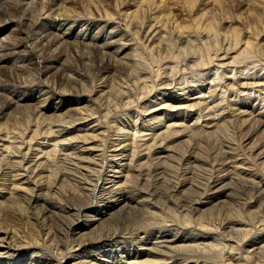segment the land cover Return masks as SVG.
Returning <instances> with one entry per match:
<instances>
[{"label": "bare ground", "instance_id": "1", "mask_svg": "<svg viewBox=\"0 0 264 264\" xmlns=\"http://www.w3.org/2000/svg\"><path fill=\"white\" fill-rule=\"evenodd\" d=\"M46 1L53 7L38 17L33 14L34 5H43L42 0H0V68L6 70L22 57L23 50L17 45V39H22L30 46L32 61L35 60L24 66L36 69L42 79L39 86L32 89L0 84V119H8L16 110L0 125L1 133L12 124L22 130L29 119L37 117V127L28 137L21 138L22 133L18 134L20 143L10 141L9 135L0 138V197L3 198L0 200V210H3L0 211V264H13L14 260L18 264L25 261L28 264H264V180L254 168L253 155L243 153V142L258 139L264 127V67L253 72L258 64L249 66L256 57L264 62V34L261 38L259 30L258 34L254 33L247 23L244 41L236 28L228 33L231 35L217 31L219 17L229 22L227 8L224 9L220 0L215 4L220 14L208 11L199 15L196 26L201 31L196 29L193 34L191 28L176 25L178 33L174 38L167 34L176 16L169 9H162V3L155 5V0H133L132 6L120 13L121 18L112 22L115 24L98 25L94 29L88 26L89 22L72 21L66 12H60L58 3L66 4L69 0ZM242 1L245 5L251 2ZM184 2L191 12L198 0ZM258 4L260 6V2ZM248 13L249 22L260 26L261 17L255 12ZM144 14L150 18V35L158 38L157 42H150L147 34L144 38L145 47H150L156 58V71L140 66L137 62L142 55L140 46L131 43L130 36L121 35L125 32L121 30V22L126 23L127 29L137 26ZM203 21H206L205 26L200 25ZM211 36H214L213 42ZM49 45L56 47V52L62 47L79 45L88 51L96 49L103 55L102 62L111 61L113 72L119 73L107 84L105 78L98 79L93 97L91 92L84 93L86 85L82 80L64 73L61 81L65 89L70 90L59 92L67 94L66 98L52 108H43L51 100L47 85L55 88L57 79V74H49L50 70L59 71L55 66L59 60L45 58ZM37 52L47 60L42 57L40 60ZM50 56H55V52H50ZM203 71L209 73L203 74ZM149 81L153 86L159 84L158 89L165 88L160 91L152 86L155 97L147 98L142 115H123L121 120L130 124V128L124 130L117 143L110 141L109 160L104 155L108 138L100 132L107 115L92 118V124L98 122L92 127L79 123L86 110V106L80 107L85 96H74V92L80 88L84 94H89L88 103L110 107L115 104V98L121 102L120 112H129L139 103L133 96L138 94L135 90ZM225 82L229 83L224 85ZM194 92L198 98L193 99ZM183 97L186 98L181 99ZM253 100L260 101L257 107L251 106ZM59 109L65 111L55 115ZM162 109L166 110L155 114ZM19 111L21 114H17ZM191 121H195L192 126ZM123 125L119 124L117 130H122ZM183 138L188 141L174 145ZM39 140H43L42 143ZM258 141L255 147L259 145L257 156L261 159L264 138ZM67 143L72 148L66 146ZM181 144H187L183 152H180ZM204 145L208 149L207 157L198 153ZM23 146H26L25 151ZM33 147L37 148L35 152H32ZM61 147L67 157L73 158L68 168L61 163L63 171L60 167L55 169V158ZM47 149L50 151L44 153ZM167 152L173 156H160ZM86 155L88 159L83 157ZM158 158H167L165 162H175L179 168L169 169L160 161L154 163ZM193 164L199 165L194 167ZM261 165L264 171V162ZM198 167L206 180L201 186L196 180ZM108 173L119 176L107 178ZM117 179L120 180L115 182ZM224 179H231L234 185L226 188L230 193H226L225 198L234 197L237 203L227 212L220 211L209 217L211 214L201 206L212 202L213 187ZM164 186L168 191H163ZM186 187L188 190L182 189ZM117 197L120 201L124 199L123 206L136 213L123 223L119 218L112 223L110 217L102 220L110 213L107 201L117 207ZM162 198L168 201L160 208L158 203ZM98 200L106 202L102 209L94 206ZM217 204L213 207L220 202ZM121 217L128 219V215ZM84 218L98 222L99 226L79 232L80 227H91L88 222L84 225ZM130 258L134 259L128 261Z\"/></svg>", "mask_w": 264, "mask_h": 264}, {"label": "rangeland", "instance_id": "2", "mask_svg": "<svg viewBox=\"0 0 264 264\" xmlns=\"http://www.w3.org/2000/svg\"><path fill=\"white\" fill-rule=\"evenodd\" d=\"M13 1H17V0H13ZM45 1L46 0H42V2H43V5H41V4H35L34 6V9H36V10H33V14L35 15V16H38V17H40V15H42V13L44 12V11H48L47 9H50V8H52L53 7V5L52 4H49V2L48 1H46V4H44L45 3ZM68 1V0H67ZM84 0H69L68 1V3H64V2H59L58 3V5H59V10H60V12H62L63 14H64V12H66V15H68L71 19H72V21H76V22H79V23H85V21L86 22H89V24L90 25H88L91 29L93 28H95L96 26H101V25H106L107 27L108 26H110L111 24H115V23H112V22H116L117 21V19H119V18H121V16H120V13L122 12V11H125V10H127L128 8H130L131 6H132V4H133V0H90V1H84ZM168 2H166V1H164V0H155V5L156 4H161V5H163L162 6V9H164V8H167V9H169V11L171 12V14H173L174 16H176V17H174V19H175V24L173 23L172 25H170L171 27H169L168 28V30H172L173 31V33L174 34H172V33H170V32H172L171 30L168 32V37H170V38H174L176 35H177V33H178V31L176 30V25L179 27V28H181V25H182V27L183 28H188V29H190V33H195V32H197V31H195L196 29H197V26H196V20L199 18V15H201V14H203V13H205V12H208V13H210V14H213V13H217V14H220L221 13V10L217 7V5H215L216 3H218L217 1L218 0H198V2H197V4H196V6L194 7V10H192L191 12H190V10L189 9H187V7H186V5H185V2H184V0H167ZM211 1H212V4H211ZM221 1V3H222V5H223V7H224V9H226L227 10V16H229V17H227L228 18V21L229 22H224V21H222V20H220V17H219V23H220V25H218V28H217V31L220 29V31L219 32H223V33H226V34H228V33H232L231 31L232 30H234L235 28H236V30L240 33L239 35H240V38L244 41L245 40V37H246V33L245 32H247L248 31V28H247V25L248 26H251L252 28H250L254 33L256 32V34H258L257 33V31L261 34V38H262V34H264V1H261V0H258V2L257 1H255V0H251V4L253 3H255L256 5H257V3H259L260 2V6H259V4L257 5V7L256 6H254L253 4H252V6H251V4L249 5V4H247L246 3V5H245V3L242 1V0H220ZM253 1H255V2H253ZM71 2V3H70ZM88 2H90L89 4H88ZM208 2V3H207ZM263 2V3H262ZM64 3V4H63ZM92 3V4H91ZM61 4H62V6H61ZM64 5V6H63ZM250 7H249V6ZM43 6H46L45 8L43 7ZM90 6V7H89ZM226 6V7H225ZM61 8V9H60ZM65 8L66 9H68L69 8V10L67 11V10H65ZM88 8V9H87ZM44 9V10H43ZM46 9V10H45ZM161 9V10H162ZM263 10V11H262ZM72 11V12H71ZM248 12H252V13H254L255 12V14L256 15H258V17H261V19L263 20V21H261V23H260V26L258 25L257 27H255L254 26V24H252V23H250L249 22V20H250V18L248 17V15H249V13ZM263 12V13H262ZM35 13H37V14H35ZM70 13H71V15H70ZM262 13V14H261ZM109 14H111V15H109ZM109 15V16H108ZM263 15V16H262ZM112 17V18H109V17ZM145 16H147L146 18H145ZM116 18V19H115ZM90 19V20H89ZM149 16L148 15H145L144 14V16H143V18L141 19V22L140 23H138L137 24V26L135 25V26H131L130 28H128L127 29V27H126V23L125 22H121L122 24H121V30L123 29L125 32H124V34H121V35H123V36H127V38H128V36H130V38H129V40H131V43H133L134 45H139L140 47H139V50L141 51V57L140 58H138V60H137V62L140 64V66L141 67H143L144 66V68L146 67L148 70H153V71H156V69L157 68H155L156 66H154L156 63V58L154 57V55L152 54V52H151V50H150V47H145L146 45H147V42L145 41V39L144 38H146V34L148 35V38H150L149 40H150V42H152V41H155V42H157V40H158V38H155V39H153L155 36H151L150 34H151V30H150V27H148V25H149ZM233 19V20H232ZM88 20V21H87ZM144 20V21H143ZM239 21V23H237L238 21ZM80 21H82V22H80ZM119 21V20H118ZM222 21V22H221ZM247 21V22H246ZM91 22V23H90ZM92 22H93V24H92ZM233 22V23H232ZM98 23H100V24H98ZM102 23V24H101ZM124 23V24H123ZM177 23V24H176ZM246 23H247V25H246ZM249 23V24H248ZM8 24V23H7ZM97 24V25H96ZM205 24H206V21H203L200 25L202 26H205ZM246 26V27H245ZM175 27V28H174ZM220 27V28H219ZM254 27V28H253ZM260 27V28H259ZM97 28H99V27H97ZM173 28V29H172ZM227 28V29H226ZM232 28V29H231ZM101 29H103L102 27L100 28V29H98L99 31L101 30ZM223 29V30H222ZM231 29V30H230ZM239 29V30H238ZM246 29H247V31H246ZM254 29H256V31H254ZM117 30H119V29H117ZM136 30H138L137 31V33L136 32H134V31H136ZM167 30V31H168ZM198 30V29H197ZM200 30V29H199ZM198 30V31H199ZM241 30L243 31V32H241ZM95 31H96V29H95ZM120 31V30H119ZM201 31V30H200ZM263 33H262V32ZM123 33V32H122ZM126 33V34H125ZM223 33H221V34H223ZM241 33L243 34L242 36H241ZM253 33V34H254ZM135 34V35H134ZM137 34V35H136ZM176 34V35H175ZM150 35V36H149ZM228 35H231V34H228ZM244 36V37H243ZM20 37H22V35H20ZM259 37V38H260ZM213 38H214V36H211V41L213 42ZM161 39H159V41H160ZM202 40V39H201ZM158 41V42H159ZM223 41V39L221 40V42ZM17 42H19V44H17L18 46V48L20 49V50H23V52H22V57L20 58V59H17L16 60V62L14 63V64H16V65H14L13 64V66L12 65H9V66H7L8 67V69H6V70H2V69H4V68H0V81L2 82H0V84H3L5 87H24V86H27L29 89H32V88H37V86H39V82L42 80L41 79V77L40 76H38L39 75V73H38V71L36 70V69H34L33 67H28V66H24V64L25 65H27L29 62H30V60H31V62H33V61H35V60H33L32 61V59H33V55L30 53V51H29V49L28 48H30V46L28 45V44H26L25 43V41L24 40H22V39H17ZM16 42V43H17ZM142 45H141V44ZM27 46V47H26ZM80 46V47H79ZM78 47H74V46H69V47H62L61 49H57V52H56V50H55V48L56 47H53V46H48L46 49H45V58H48V60H50V59H57V60H59L58 62H57V64H55V66H57V68H59V71H57V69L55 68V69H51L50 70V73L49 74H57V79H55V82H54V84H55V88H54V86L52 85V84H48L46 81H45V83H46V85L49 87V91L51 92V100H50V102L48 103V104H44L43 105V108H45V107H49V108H52V107H54L55 105H56V103L58 102V101H60V100H64L66 97L64 96V95H67V94H64V93H60L59 91H61L62 89H65V86H64V84H63V82L61 81V77H62V74H64V73H69L70 75H73V77H76L77 79H79V80H82L81 81V83L82 84H85L86 85V87L84 88V93L86 92H91L92 93V97L94 96V94L96 93V90L98 89L97 87H96V85H98V79H100V78H105V83L107 84V83H109V81H111V79H112V77H113V75H114V77L113 78H115L116 76H117V74L119 73V72H113V70H112V63H111V61H105V62H102L103 61V55H100L101 53H98V50H96V49H92V50H85V48H84V46H82V45H79ZM145 49V50H143V48ZM23 48H26V49H23ZM78 48V49H77ZM142 48V49H141ZM52 49V50H51ZM149 49V50H148ZM25 50H27V51H25ZM48 50V51H47ZM50 50V51H49ZM28 51H29V53H28ZM83 51H85V52H83ZM143 51V52H142ZM50 52L52 53V52H55V56H53V57H51L50 56ZM48 53H49V55H48ZM29 54V55H28ZM32 55V56H31ZM37 55H38V57L40 58V60H42V58H43V56H41V55H39V53L37 52ZM80 55V56H79ZM51 58H50V57ZM102 56V57H101ZM42 57V58H41ZM35 58V57H34ZM45 58H43V60H47V59H45ZM24 59V60H23ZM140 59V60H139ZM148 59V60H147ZM154 59V61H152ZM143 60V61H142ZM150 60V61H149ZM259 60V61H258ZM261 60H262V58H260V57H258V59H257V57L253 60L254 62H252V64H249V66H253V65H256V64H258V66L256 65V67H255V69H254V71L253 72H256V71H258V69L260 70V68L261 67H264V66H262L263 64H264V62H261ZM22 61H24V62H22ZM22 62V63H21ZM27 62V63H26ZM56 62V61H55ZM145 62V63H144ZM255 63V64H254ZM263 63V64H262ZM149 64V65H148ZM151 64H153V65H151ZM215 65H217L218 64V62L216 61L215 63H214ZM146 65V66H145ZM16 66V67H15ZM18 66H20V67H18ZM24 66V67H23ZM260 66V67H259ZM12 67V69H10ZM18 67V68H17ZM26 67H28V68H26ZM151 67H152V69H151ZM154 67V68H153ZM258 67V68H257ZM21 68V69H20ZM33 70H32V69ZM14 71H15V73H14ZM36 73H35V72ZM79 72V73H78ZM188 72H192V71H188ZM198 72H200L201 73V71H198ZM204 73L203 74H208L209 72H205V71H203ZM17 73V74H16ZM21 74V75H20ZM123 74H125L124 72H123ZM52 76V75H51ZM25 77H27V78H25ZM35 79V80H33V79ZM38 78V79H37ZM22 79V80H21ZM32 79V80H31ZM27 82H26V81ZM29 80V81H28ZM31 80V81H30ZM156 81V79L154 78V82ZM34 82V83H33ZM35 82H36V84H35ZM149 83H150V85H149ZM229 82H225L224 83V85H227ZM34 85V87H33V85ZM96 84V85H95ZM19 85H21V86H19ZM52 85V86H51ZM148 85V86H147ZM158 85L159 84H156L155 86H153V83H152V85H151V81H149L148 83H146V84H141L135 91H136V93H138V94H133V96H134V98H136L137 100H138V104L136 105V107H134L133 108V110H130L129 112H120V110H122L123 108H122V106H121V102H119L117 99H115V98H113V101L115 102V106L113 105H111V107L110 106H107V105H101V104H96V103H88L87 102V100L88 99H90V98H87V96L89 95V94H84L83 93V90H81L80 88L78 89V92H74V96L76 95L77 97H80V95L82 96H85V101H83V103H82V105L80 106V107H84V106H86V110H85V113H84V111H83V113L84 114H82V121L81 122H79V123H81V124H86V125H89V124H91L89 127H92V126H95L98 122H94L93 124H92V121H94V120H91L92 118H98V117H100V116H98L99 114H101V116H102V114L104 113V115H107L106 116V118H104V121L102 120V124L103 125H101V127L102 128H104V129H101V131L100 132H103V135L104 134H106V135H104V137L105 138H108V144H107V147L105 148L106 149V151H105V149H104V155L106 156V158H110L111 159V155H112V153L111 152H108L109 151V147H110V144H111V142L112 141H116V140H118L120 137L119 136H122L124 133L123 132H125L124 130H127L128 128H130V124H126L123 120H121V119H123V117L127 114V115H129V116H135V114H141L142 115V108L144 107V103H146L145 101H147L148 99H150L151 97H153L154 96V92H155V90H153V87H155L154 89H158ZM2 86V85H1ZM95 86V87H94ZM146 87L147 86V88H148V90H147V88H144V87ZM153 86V87H152ZM141 87V88H140ZM43 87H39L38 89H42ZM52 88V89H51ZM121 90H122V87H119ZM139 88H140V90H139ZM144 88V89H143ZM151 88H152V90H151ZM165 87H162V88H160V89H158V90H160V91H162L163 89H164ZM55 89V90H54ZM90 89V90H89ZM162 89V90H161ZM66 91L65 92H67V90H70L69 88H66L65 89ZM142 90V91H141ZM144 90V91H143ZM59 93H58V92ZM55 92V93H54ZM63 92H64V90H63ZM165 91H163V92H161V93H164ZM196 92V91H195ZM195 92H194V97H193V99L194 98H198L199 96H197L196 94H195ZM160 93V94H161ZM149 96H148V95ZM151 94V95H150ZM53 95V96H52ZM140 95V96H139ZM228 95V94H227ZM139 97L140 98V100H139V98H137V97ZM62 97V98H61ZM141 97H142V99H141ZM149 97V98H148ZM155 97V96H154ZM148 98V99H147ZM184 98H186V97H183V98H181V99H184ZM53 99V100H52ZM94 99V98H93ZM88 101H90V100H88ZM141 101H143V102H141ZM258 102V103H257ZM253 103V104H252ZM251 103V106L254 108L255 106L257 107L258 105H259V103H260V101L258 100V101H255V100H253V102ZM118 104H120V105H118ZM257 104V105H256ZM139 105H141V106H139ZM115 107V108H114ZM121 107V108H120ZM139 107V108H138ZM12 108H14L13 106L10 108V110L8 111V113H11L10 111L12 110ZM63 108H65V107H63ZM111 108V109H110ZM116 108H119V109H116ZM89 109V110H88ZM91 109V110H90ZM97 109H98V111H101V112H98L97 111ZM135 109V110H134ZM104 110V111H103ZM166 109H162V110H160V111H156L157 113H155V114H158L159 112H161V111H165ZM65 111V109H59V110H57V112H56V114L55 115H58V114H60V113H63ZM106 111V112H105ZM116 111V112H115ZM136 111V112H135ZM16 112V110H14V111H12V113H11V115L8 117V119L11 117V116H13L14 115V113ZM89 112V113H88ZM112 114H111V113ZM138 112V113H137ZM173 112H176V111H173ZM7 113V114H8ZM87 113V114H86ZM96 113H98V114H96ZM110 113V114H109ZM150 112H148V114H149ZM17 114H21V111H19V112H17ZM48 114H50V113H46V115L48 116ZM86 114V115H85ZM90 114V115H89ZM110 115V116H109ZM124 115V116H123ZM140 115V116H141ZM147 115V114H146ZM145 115V116H146ZM94 116V117H93ZM97 116V117H96ZM165 116V115H164ZM119 117V118H118ZM121 117V118H120ZM37 117H35V118H33V119H29V123H27L25 126H27V127H23L22 128V130H19V129H15L14 128V124H12V126L10 127V125L9 126H6V130H4L3 131V133H1L0 132V138L1 137H3L2 135H6V136H8L9 135V137H10V141L12 140H16L17 142L19 141V143H20V141H21V138H26L25 136L27 135V137H28V135L30 134V131H32V130H35V128L37 127V123H36V119ZM86 120H85V119ZM8 119H0V125H2L3 123H5V122H7V120ZM109 119H110V121H109ZM120 119V120H119ZM186 119V118H185ZM249 121L248 122H250L251 121V118H247ZM35 120V121H34ZM85 120V121H84ZM91 120V121H90ZM112 120H114V121H112ZM117 120V121H116ZM175 120H178V119H175ZM187 120V119H186ZM242 120V119H241ZM244 120V119H243ZM108 121V122H107ZM167 121V120H166ZM188 121V120H187ZM123 123H124V125H123ZM190 123V125L192 126L194 123H195V121H191V122H189ZM119 124H121V125H123V127L124 128H122V130H117L118 128H119ZM241 124V123H240ZM32 125V126H31ZM110 125V126H109ZM115 126V127H114ZM238 126H240V125H238ZM42 127V126H41ZM43 127H44V125H43ZM11 129V130H10ZM64 129V128H63ZM62 129V130H63ZM79 129V128H78ZM113 129V130H112ZM9 130V131H8ZM16 130V131H15ZM19 132H18V131ZM73 130V129H72ZM105 131V133H104V131ZM112 130V131H111ZM15 131V132H14ZM71 131V130H70ZM114 131H116V133L114 132ZM261 131H262V135H260L259 137H258V139H257V137H254V139L253 140H247V141H244L243 142V148H245V149H243V153H245L246 152V154L247 155H253V157L252 158H254V163H255V166H254V168H256V172H257V174L260 176V177H263V178H261V179H263L264 180V171L263 170H261L260 168L263 166V165H261V163H263L264 162V156L261 158V159H259L258 158V153L260 152V148H259V145L257 146V147H255L256 146V144L259 142L258 140H260V139H263L264 138V127L261 129ZM5 132V133H4ZM6 132H7V134H6ZM20 133H22L21 134V138H20V136H18V134L20 135ZM78 133H83L82 131H78ZM195 133V132H194ZM25 134V135H24ZM116 134V135H115ZM24 135V136H23ZM111 135V136H110ZM141 135H143L144 136V134H141ZM145 135H148V133L147 134H145ZM195 135V134H194ZM114 136V137H113ZM116 136V137H115ZM15 137H17V138H15ZM18 137H19V139H18ZM214 137H216V135H214ZM14 138V139H13ZM132 137H131V142H132ZM145 139H147V138H145ZM187 138H183V139H179V140H177L175 143H174V145L176 146L178 143H180V141H182V140H184L185 142L186 141H188V140H186ZM6 140H9L8 138L6 139ZM147 140H149V138L147 139ZM40 141V143H42V141L43 140H39ZM111 141V142H110ZM118 141H116V143H117ZM120 142V141H119ZM145 142V141H144ZM257 142V143H256ZM143 143V142H142ZM193 144L194 143H192V144H189V146L191 147V145L193 146ZM206 144V143H205ZM68 145V143L66 144V146ZM165 145V144H164ZM187 144L186 145H180V147H183L181 150H180V152H183V150L184 149H186L187 147ZM188 146V147H189ZM205 146V147H204ZM203 147L202 146H200V150L198 151V153L201 155V156H204V157H207L208 156V149L206 148V145H204ZM25 147V148H24ZM68 147H71L72 148V146H71V144L70 145H68ZM179 147V148H180ZM34 148V147H33ZM32 148V149H33ZM39 148V147H38ZM40 149V148H39ZM61 149H63L64 150V148H60V150ZM26 150V146H23V151H25ZM35 150H37V148H34V150H32V152H35ZM63 150H61L58 154H57V158H55V169H57V168H59L61 171H63L62 169H61V163L63 162L64 163V165L66 166L65 168H68L69 166H72V161H73V158H72V160H71V158H69V157H67V153L65 152V151H63ZM156 150V148H154L153 149V151H155ZM46 151H50V149H47V150H45L44 151V153L46 152ZM1 153V152H0ZM106 153H108V154H106ZM110 154V155H109ZM170 154H172V153H165V154H162V155H160V156H162V157H167V156H173V154L172 155H170ZM64 155V156H63ZM65 156H66V158L67 159H65ZM85 159H88L89 158V156L88 155H86V156H83ZM157 156H155V158H156ZM258 158V159H257ZM30 159H32V158H30ZM109 159V160H110ZM159 159V160H158ZM158 159H156L155 160V162L154 163H158L159 161H160V163L161 162H164V164L163 165H165V166H168L169 167V169H175V168H179V166L175 163V162H171V161H169V160H167L166 162H165V159H167V158H158ZM62 160V161H61ZM66 160H68V161H66ZM69 161H71L70 163H69ZM68 163V164H67ZM124 163V162H123ZM67 164V165H66ZM69 164H71V165H69ZM87 165V164H86ZM199 165V164H193L192 166H194V167H197V166ZM154 166V165H153ZM92 167V166H91ZM206 168V167H205ZM67 170V169H66ZM255 170V169H254ZM61 171H58V173H60ZM176 171H180V170H176ZM200 171V172H199ZM202 173V171L200 170V168L198 167V170H197V174L199 175H197L196 174V180L198 181V185H200V184H206V180H205V177H204V175H203V173ZM61 174V173H60ZM59 175V174H58ZM203 175V176H202ZM103 176V175H102ZM112 176H114V177H118L119 176V174H115V173H108L107 174V178H111V179H114ZM59 177H61V175H59ZM58 177V178H59ZM120 179H117V180H115V182H118ZM122 181H124V180H122ZM222 181H224V182H222ZM220 183H218L216 186H214L213 187V190H214V194H213V199H210L212 202H210V203H206V204H204V205H202L201 206V208L203 209V211H206V213L209 215V214H211L209 217H214L215 215H217L220 211H223V212H227V209H229V208H232V207H235V202L237 203V201H234V197L232 198V200H231V198L229 197H227V198H225V196H226V193H230V191H228L226 188H230V186L231 187H234V185L233 184H231V179L229 180V179H227V180H222ZM100 182H102V180H100ZM8 185L10 184L9 182L7 183ZM101 184V183H100ZM120 184V183H119ZM229 184H230V186H229ZM109 185H112L111 183H109ZM201 186V185H200ZM167 188L168 187H162V189H163V191L165 192V190H167ZM183 190H188V187H186V188H182ZM168 191V190H167ZM166 191V192H167ZM228 191V192H227ZM97 195V194H96ZM231 195L233 196L234 195V193L232 192L231 193ZM236 195V194H235ZM231 196V197H232ZM56 197V201H58L59 200V198H58V196H54V198ZM165 197H166V195H165ZM2 199L3 198H1L0 197V200L2 201ZM166 198H162V201H161V203L159 204L158 203V205H159V207L160 208H162L163 206L165 207V204H166V201H168L167 199L165 200ZM123 200L124 199H122V201H120V199H119V197H117L116 198V203L118 202V206L117 207H113L112 206V204H111V202L110 201H107L108 202V204L107 205H109V207H111V208H109L108 210H109V215H107V216H104L103 218H101L102 220H106V219H108L109 217L111 218V220H110V223H112L113 221H114V219L116 220V219H118V221H122V223L124 222V221H128L130 218L132 219V217L134 216V213H136V212H133V211H131L127 206H123L124 205V203H123ZM164 201V202H163ZM162 202H163V204H162ZM218 202H220V205L219 206H216L215 208L213 207V204H217ZM224 202V203H223ZM222 203V204H221ZM104 204H106V202L105 203H100L99 202V200H98V203L97 202H95L94 203V206H97V205H99V209H102V207L104 206ZM102 205V206H101ZM218 205V204H217ZM123 206V207H122ZM134 206V205H133ZM136 207H138V206H136ZM97 208V209H98ZM133 208H135V207H133ZM255 209V208H254ZM0 211H3V210H0ZM222 212V213H223ZM128 215V219H126V218H124V217H121V216H127ZM96 221H98V220H96ZM87 222H88V225H91V227H80L79 229V232H82V229H84V230H87V228H92V227H98L99 226V224H98V222L97 223H93V222H89L88 221V218H84V225H86L87 226ZM121 223V224H122ZM114 225V224H113ZM115 226V225H114ZM60 233V232H59ZM3 259H6V258H4L3 257ZM131 259H134V258H130L128 261H131ZM50 262V261H49ZM5 264H9L8 262H5ZM13 264H18L17 263V261L15 262V260L13 261ZM21 264H28V262H26L25 261V263L23 262V263H21Z\"/></svg>", "mask_w": 264, "mask_h": 264}]
</instances>
